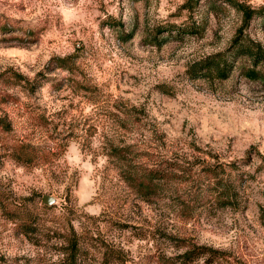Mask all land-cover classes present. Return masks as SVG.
I'll list each match as a JSON object with an SVG mask.
<instances>
[{
	"label": "rangeland",
	"instance_id": "rangeland-1",
	"mask_svg": "<svg viewBox=\"0 0 264 264\" xmlns=\"http://www.w3.org/2000/svg\"><path fill=\"white\" fill-rule=\"evenodd\" d=\"M246 39L264 0H0V264H264Z\"/></svg>",
	"mask_w": 264,
	"mask_h": 264
},
{
	"label": "trees",
	"instance_id": "trees-1",
	"mask_svg": "<svg viewBox=\"0 0 264 264\" xmlns=\"http://www.w3.org/2000/svg\"><path fill=\"white\" fill-rule=\"evenodd\" d=\"M243 13L246 18L248 19L251 18L252 11L250 9L244 8ZM239 48L241 49L242 53L244 52L245 54H248L249 56H254L255 58L261 56V58H264V55H261L262 51L260 47L257 44H254L249 39H246V41H244L242 44L239 43ZM214 69L217 71L219 75H224L226 71V64L222 62L219 58L218 59L206 58L202 60L201 64L198 67H193L190 73L193 74L192 76H196L197 72L198 73L201 72L202 74H204L205 72L211 73V70H214ZM248 74L253 77L258 75V73H256L255 71H250L248 72ZM187 254L188 253H186V255Z\"/></svg>",
	"mask_w": 264,
	"mask_h": 264
},
{
	"label": "water",
	"instance_id": "water-1",
	"mask_svg": "<svg viewBox=\"0 0 264 264\" xmlns=\"http://www.w3.org/2000/svg\"><path fill=\"white\" fill-rule=\"evenodd\" d=\"M54 201H55V199L53 197L49 196V195H44L42 197V202L43 203L50 204V203H52Z\"/></svg>",
	"mask_w": 264,
	"mask_h": 264
}]
</instances>
